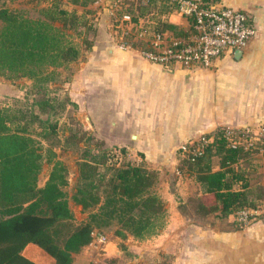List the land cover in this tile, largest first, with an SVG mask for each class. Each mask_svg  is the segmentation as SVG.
<instances>
[{"label":"trees","instance_id":"1","mask_svg":"<svg viewBox=\"0 0 264 264\" xmlns=\"http://www.w3.org/2000/svg\"><path fill=\"white\" fill-rule=\"evenodd\" d=\"M96 1L38 0L42 5L37 17L13 7H0V74L9 79H32L33 89L41 95L30 106L25 102V108L0 106V264H38L24 253L30 242L53 256L55 264H75V254L93 241V232H103L114 225L122 253L107 258V262L144 264L134 262L137 251L127 242L129 235L146 240L166 227L167 208L157 189L158 170L130 159L119 160L112 149L102 148L107 144L103 138L80 125L76 133L67 136L68 140L72 137L85 144L79 181L72 195L86 213L78 222L66 190L68 166L53 148L48 149V157L42 150L41 138L49 139L56 133V125L42 114L51 115L56 108H65L67 104L79 108L69 93L64 98L51 97L46 90L51 83L60 88L64 83L62 69L78 60L83 50L93 48L98 34V14L89 5ZM204 1L207 5L217 2ZM124 2L129 6L122 8L120 14L127 12L136 23L143 19L144 26H149L151 31L188 37L193 30L191 20L185 28L168 19L176 3ZM121 32L122 28L118 27V33ZM133 45L149 47L143 40ZM91 141L93 146L89 144ZM185 144L186 148L181 146L177 152V169L194 174L203 192L180 202L182 214L214 224L242 210L262 208L264 186L252 185L247 169L255 153L264 157V135L249 145L241 141L234 143L226 127H219ZM120 151L124 157L129 154L125 146H120ZM46 159L52 166L41 185L39 175ZM245 161L249 164H244ZM172 190L175 191L173 186ZM234 223L240 226L243 222L236 218ZM171 261L172 254L161 253L159 264Z\"/></svg>","mask_w":264,"mask_h":264},{"label":"crops","instance_id":"2","mask_svg":"<svg viewBox=\"0 0 264 264\" xmlns=\"http://www.w3.org/2000/svg\"><path fill=\"white\" fill-rule=\"evenodd\" d=\"M111 2L116 0H97L91 7L102 16ZM216 4L247 11L256 34L240 57L227 53L210 65L152 62L137 48L119 44L118 27L132 24L127 12L118 11L117 22L98 17L95 44L85 50L86 57L82 54L72 62L75 66L68 86L71 99L90 118L89 129L108 145L138 148L151 158L219 127H263L264 0H217ZM167 17L189 26V18L181 12L173 10ZM172 211L160 234L146 240L129 235L127 242L147 246L158 260L161 253L172 254L167 264H264V204L257 210L260 216L240 226H235L234 215L204 224L187 218L178 207ZM94 247L93 242L86 246ZM38 248L45 251L30 242L24 253L35 259L32 253ZM119 252L116 244L113 253ZM47 255L55 264L54 257Z\"/></svg>","mask_w":264,"mask_h":264},{"label":"rangeland","instance_id":"3","mask_svg":"<svg viewBox=\"0 0 264 264\" xmlns=\"http://www.w3.org/2000/svg\"><path fill=\"white\" fill-rule=\"evenodd\" d=\"M66 2V1H64ZM95 3V2H94ZM92 3V4H94ZM42 4L38 2V0H0V7L2 6H9L16 8L25 14L31 16V17H37L39 16V8ZM66 5H69L66 3ZM129 6L127 5V2H111L108 6V12L102 14L100 16L98 14V17H106L110 19L111 21L117 17L118 11H122L124 7ZM90 8L91 4L89 5ZM80 10L83 9L82 6H78ZM94 9V8H93ZM96 10V9H95ZM115 20V19H114ZM113 20V21H114ZM2 25V21L0 20V27ZM78 41L77 37H75ZM83 58L86 57V52L83 50ZM145 58V57H144ZM74 66L72 63L67 67L62 69V78L64 79V83L60 86V88H56V83H51L48 85L47 88V94L49 96H59V98H64L65 95L69 93L68 86L69 82L71 80L69 79L71 74L73 73ZM67 81V82H66ZM41 95L38 94L35 89H33V80L28 77H22L18 79H9L5 76L0 74V106L4 105H12L15 108L22 107L25 108V102L27 106H30L33 104L34 99L39 98ZM65 108H56L55 113L48 115V114H42L43 118L49 117L50 122H52L54 125H56V133H53L49 139L41 138L42 140V150L46 157H48L49 152L48 149L51 147L54 150H56L57 157L62 159L68 166V177H69V184L66 187V190L68 192L69 202L70 206L73 209L75 213L76 220L79 222L83 220L86 217V213L82 211V206L79 204H76L73 199L72 195L76 189V186L79 181V163L84 155V149L85 144L84 142L78 143L76 139L70 137V139H67V136H69V133H76L79 128H81L80 125L90 128V118L85 117L81 115V110L79 108H76L73 104H67L65 105ZM34 108L37 109V105L34 104ZM81 111V112H80ZM263 127H257V128H246L250 132L249 135L242 136L240 133H238L235 129L233 130L232 136H235L233 138L232 142H244L247 145L256 142L261 136L264 135L262 133ZM245 129V128H244ZM90 130V129H89ZM117 135H125L119 132H116ZM203 134H200L197 138L192 139L191 141L195 139L202 138ZM133 140H136L135 137H133ZM111 142V140H110ZM187 142V141H186ZM183 142L182 144H184ZM91 146L94 145V143L91 141L89 142ZM111 143H108L106 145H103L102 148L108 147L113 150L114 153H116V156L119 157V160H128L135 163H144L150 168L156 169L159 171L160 176H164L161 182L158 184V191L163 196V199L165 201V205L167 208V218L171 217L173 214V211L176 207H179V204L181 201H186L190 196H197L200 195L203 192L202 185L196 181L195 175L191 174L190 172H180L177 169V164L179 161V158H177V151L180 148L177 149H165L160 150V156H154L147 157V154L138 148L130 149L127 148L129 151V154L124 157L120 151V146L118 145H108ZM105 146V147H104ZM163 157V158H161ZM155 164H154V162ZM248 161H245L244 164L248 165L250 164L249 169H247V176H250L252 185L256 183H260L264 186L263 180H264V159L261 156V153H255L249 163ZM52 163H49L47 159L44 161L43 168L41 170V173L39 175V183L43 185L45 181L47 180L49 176V172L51 169ZM248 167V166H247ZM172 186L174 187L175 191L172 190ZM251 213H247L248 215H245L243 213L238 212V214L234 215V220L236 218H239L243 223H246V219L242 218L243 216H247L249 221L255 218V216H260L258 213L259 211L251 209ZM181 211V210H180ZM259 214V215H258ZM187 218L194 219L201 221L204 224H209L206 220L196 217V216H188L185 215ZM168 220V219H167ZM234 222V221H233ZM116 229V226H111L110 228H107L103 231V233H106L108 235V242L110 239V242L108 243L109 248H107V242L97 244L94 248H84L81 252L75 254V259L77 261V264H109L107 262V258L111 256H115L117 254H114L113 252L116 249V244L119 247V238L112 235L114 230ZM112 236V237H111ZM131 243V242H130ZM137 252V257L135 258L134 262H143L144 264H159V260L155 258V255L151 252V250L147 247H136L132 243L130 244ZM27 254H30V252L26 251ZM122 252H119L118 254H121ZM32 257H34L36 262L38 264H52V262L48 259L49 255L47 253L45 254V251L43 252L42 249H37L36 251H33ZM134 264V263H133Z\"/></svg>","mask_w":264,"mask_h":264},{"label":"built area","instance_id":"4","mask_svg":"<svg viewBox=\"0 0 264 264\" xmlns=\"http://www.w3.org/2000/svg\"><path fill=\"white\" fill-rule=\"evenodd\" d=\"M116 1L121 3L125 0ZM164 1L176 3L174 11L181 12L192 21L191 34L188 37H176L169 32H154L149 26H144L143 19L136 23L127 13L126 16L132 24L124 26L122 32L118 33V41L122 47H135L146 59L165 66L210 65L215 58L245 48L256 34L254 20L245 10L224 7L221 4L207 5L204 0ZM139 40L147 42L149 47L134 46L133 42ZM226 129L229 138L233 140L235 136H232V132L235 128ZM236 129L242 136L250 134L246 128ZM262 131L264 133V128ZM203 140L207 141L206 138ZM182 147L186 148V144H182ZM251 212V209H246L240 213L248 215ZM242 218L249 221L247 216ZM93 235L92 242L95 246L108 240L106 233L94 231Z\"/></svg>","mask_w":264,"mask_h":264},{"label":"water","instance_id":"5","mask_svg":"<svg viewBox=\"0 0 264 264\" xmlns=\"http://www.w3.org/2000/svg\"><path fill=\"white\" fill-rule=\"evenodd\" d=\"M243 53V50L242 49H238L236 51V56L237 57H240V55ZM82 116H85V117H88L85 113H81ZM135 136V135H134Z\"/></svg>","mask_w":264,"mask_h":264}]
</instances>
